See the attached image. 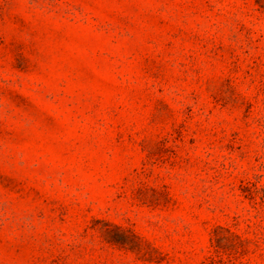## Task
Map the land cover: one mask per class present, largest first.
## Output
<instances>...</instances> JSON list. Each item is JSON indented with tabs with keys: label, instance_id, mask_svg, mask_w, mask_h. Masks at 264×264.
Wrapping results in <instances>:
<instances>
[{
	"label": "rangeland",
	"instance_id": "1",
	"mask_svg": "<svg viewBox=\"0 0 264 264\" xmlns=\"http://www.w3.org/2000/svg\"><path fill=\"white\" fill-rule=\"evenodd\" d=\"M0 264H264V0H0Z\"/></svg>",
	"mask_w": 264,
	"mask_h": 264
}]
</instances>
